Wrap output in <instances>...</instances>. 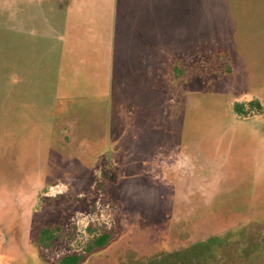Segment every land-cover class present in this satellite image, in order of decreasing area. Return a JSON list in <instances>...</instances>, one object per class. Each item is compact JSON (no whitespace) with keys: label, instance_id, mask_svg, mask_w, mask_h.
Listing matches in <instances>:
<instances>
[{"label":"rangeland","instance_id":"obj_1","mask_svg":"<svg viewBox=\"0 0 264 264\" xmlns=\"http://www.w3.org/2000/svg\"><path fill=\"white\" fill-rule=\"evenodd\" d=\"M170 1L183 72L143 108L114 90L110 111L47 102L65 0H0V264H60L103 231L78 264H264V0Z\"/></svg>","mask_w":264,"mask_h":264},{"label":"crops","instance_id":"obj_2","mask_svg":"<svg viewBox=\"0 0 264 264\" xmlns=\"http://www.w3.org/2000/svg\"><path fill=\"white\" fill-rule=\"evenodd\" d=\"M65 4L51 86L50 63L43 65L47 102L50 95L66 93L97 100L107 97L111 111V97L119 90L127 106L143 108L148 104L143 97L159 99L162 74L174 79V66L191 54V47L177 42L176 26L171 25L176 8L171 1L167 8L161 0H65ZM16 72L11 61L12 88Z\"/></svg>","mask_w":264,"mask_h":264},{"label":"trees","instance_id":"obj_3","mask_svg":"<svg viewBox=\"0 0 264 264\" xmlns=\"http://www.w3.org/2000/svg\"><path fill=\"white\" fill-rule=\"evenodd\" d=\"M174 72L178 75L183 70L179 67L174 66ZM248 108L245 107L243 103L235 102L233 103L234 111L239 114L240 116H246L248 114V109L256 108L257 110H261V105L257 100H250L248 101ZM86 230L90 233L93 231L91 226H87ZM112 231H103L97 234L91 235L88 240L86 241L82 252L80 253H69L62 255L58 262L60 264H78L86 254L92 252L94 249L104 246L111 236ZM60 236V227H49L44 226L39 230L38 233V244L41 247L49 248L55 239ZM203 242V241H202Z\"/></svg>","mask_w":264,"mask_h":264}]
</instances>
